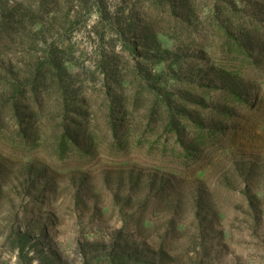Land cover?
<instances>
[{"label": "rangeland", "instance_id": "rangeland-1", "mask_svg": "<svg viewBox=\"0 0 264 264\" xmlns=\"http://www.w3.org/2000/svg\"><path fill=\"white\" fill-rule=\"evenodd\" d=\"M0 264H264V0H0Z\"/></svg>", "mask_w": 264, "mask_h": 264}]
</instances>
